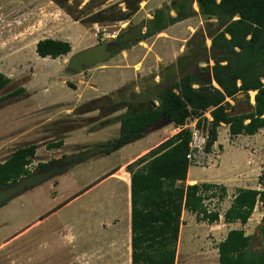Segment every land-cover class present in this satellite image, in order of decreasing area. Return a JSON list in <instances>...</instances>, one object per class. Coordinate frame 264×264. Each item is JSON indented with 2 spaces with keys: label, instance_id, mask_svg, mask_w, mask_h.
I'll use <instances>...</instances> for the list:
<instances>
[{
  "label": "rangeland",
  "instance_id": "obj_1",
  "mask_svg": "<svg viewBox=\"0 0 264 264\" xmlns=\"http://www.w3.org/2000/svg\"><path fill=\"white\" fill-rule=\"evenodd\" d=\"M172 1L143 0L139 9L127 20L90 22L74 20L54 1L37 8L38 0H0V71L12 78L9 85L0 91V162L16 148L29 143L38 145L33 166L80 149L105 144L104 141H96L100 137L107 141L117 136L116 127L90 132L91 127L97 126L107 115L103 117L99 110H95L80 117L77 112L81 105L131 82L135 84V90L140 91L149 86L151 79L159 82L161 75L171 79L173 74L179 77L187 71L198 72V64L187 66L185 59L180 63L178 60L192 52L198 54L196 60L202 58L200 50L203 49V41L206 40L208 47L211 45L210 36L220 23L216 17L204 16L196 1L192 4V16L130 49L115 53L108 61L81 72L67 68L75 53L101 41L115 40L128 26L152 18L158 8L164 3L171 5ZM123 2L108 0L100 9L112 5L117 11L126 10ZM171 12L177 14L174 9ZM44 38L69 41L72 49L55 59L41 57L36 46ZM210 63L214 62L211 60ZM199 65L205 66L206 63ZM20 87H24L25 91L13 94ZM249 94L248 98L246 95L238 97L231 113L252 108L255 93ZM65 118L80 119L85 126L64 132L59 122ZM162 129L168 136L179 130L173 124L158 130ZM224 131L225 127H221L222 135ZM161 135L154 134L152 137L160 138ZM59 137L64 138L65 144L61 148H49L48 144ZM132 148L127 147L114 155L101 150L78 164L79 171L74 176L76 183L73 181L68 194L76 193L91 180H98L126 161L129 158L126 155ZM217 150L220 152L219 148ZM229 150L232 149H228L222 163L230 158ZM262 150L264 152V148ZM222 166L220 169L226 170ZM126 171L123 169V172ZM226 175V172L216 168L193 165L189 177L206 181L223 179ZM51 183L48 181L26 191L0 209V264H133L129 261L126 245L129 228L131 233L127 180L107 176L60 210V203L71 195L48 203ZM259 188L264 190L263 185ZM40 190L43 192L38 193ZM208 204L220 213L226 206L221 205L217 198ZM262 215L263 204L260 202L244 226L248 234L256 233ZM182 219L184 224L181 226L176 264H219V242L230 229L242 227L240 222L226 223L223 216L213 224L199 221L196 214L187 210ZM103 224L117 228L104 229Z\"/></svg>",
  "mask_w": 264,
  "mask_h": 264
},
{
  "label": "trees",
  "instance_id": "obj_2",
  "mask_svg": "<svg viewBox=\"0 0 264 264\" xmlns=\"http://www.w3.org/2000/svg\"><path fill=\"white\" fill-rule=\"evenodd\" d=\"M74 20L90 22L121 21L129 19L143 0H123L124 10L117 11L110 5L100 9L108 0H52ZM198 3L204 16L216 17L220 27L210 36L211 45L203 41L202 58L197 53L184 54L187 66L196 65L197 71H187L171 79L161 75V80L151 79L147 88L135 90L133 82L81 105L77 112L84 114L100 111L107 118L90 132L120 123V132L104 141L107 148L101 152L111 154L122 147L142 139L144 130L156 122L172 118L175 127L185 125L209 111L211 136L207 149L218 139V127L229 125L232 136L255 134L264 128V0H173L171 5L158 8L152 18L130 25L116 36L122 50L144 41L180 20L193 15V2ZM98 8V9H97ZM172 9L176 15L172 14ZM145 28V29H144ZM72 49L66 40L44 38L37 42L36 51L41 57L58 58ZM119 52L118 50L115 53ZM214 63L211 64L210 61ZM200 63H206L200 66ZM12 78L0 71V91ZM24 87L16 89L19 95ZM255 91V103L248 111L231 113L234 107L227 99L238 102L237 95ZM117 96V98H115ZM120 110L121 114L112 115ZM166 113L165 117H162ZM76 114V113H75ZM109 115V117H108ZM80 122V123H79ZM80 119L60 121L64 132L85 126ZM201 124V122H200ZM199 124V125H200ZM191 131L182 128L147 153L129 163L125 170L131 174V261L133 264H176L182 219L185 210L196 214L199 221L215 223L220 220L218 210L208 211L203 191L213 189L206 197L224 200L228 193L224 184L202 182L187 184L189 161L187 153ZM64 138L48 144L61 148ZM38 145L29 143L12 151L0 162V186L16 182L31 171L26 166L37 154ZM52 159L48 162H51ZM47 162H40L37 168ZM115 167L101 178L86 185L75 196L85 192L100 180L117 171ZM264 186V170L259 177ZM262 202V236L264 237V190L240 188L231 206L224 212V221L245 225L257 205ZM4 205V204H3ZM2 205H0L1 207ZM253 236L243 227L232 228L218 244L219 264H264V249L254 250Z\"/></svg>",
  "mask_w": 264,
  "mask_h": 264
},
{
  "label": "crops",
  "instance_id": "obj_3",
  "mask_svg": "<svg viewBox=\"0 0 264 264\" xmlns=\"http://www.w3.org/2000/svg\"><path fill=\"white\" fill-rule=\"evenodd\" d=\"M38 1H39V4L36 5V6H38L37 8L45 6L49 2H52V0H38ZM19 9L20 8H18V10ZM35 10H37V9H34V11ZM13 12H15V9L12 11V14H13ZM16 12H17V10H16ZM21 14L22 13H19V15H21ZM22 17H23V15H22ZM30 30H31V27L28 29V31H30ZM26 33H27V30H26ZM236 103L237 102H235V104ZM254 103H255V98L253 99V102H251V106L254 105ZM113 127H116V129H117L116 135H118L120 132V125L117 123L115 125L112 124V125L105 126L99 130L112 129ZM221 127H225V131H224L223 135L221 134ZM93 132H96V131H93ZM154 134H162V135L160 138L159 137L156 138V137H152V135H154ZM172 135H173V133L169 136L166 135V132H164V129L156 130V131L146 135L142 139H139V140H137L131 144H128V145L122 147L121 149L110 154V155H114L116 153H120V151H123L127 147H131V148L133 147L132 150L128 153V155H126L127 158L128 157L129 158L126 161L119 163L120 165L118 164L116 166V167H119V169L111 174L114 177H118V179L127 180L128 194H129V197H128V199H129V212H130L129 217L130 218H131V174L127 171L123 172V169H125V166L128 164V162H133L134 160H136L140 156L144 155L150 149H152L153 147H156L158 144H160L161 142H163L165 139L169 138ZM99 141H106V140H104V137H100L99 139H97L96 142H99ZM238 141L241 143L237 144ZM151 142H153V143H151ZM213 146L216 149H218V148L220 149L219 155L215 160L211 161L210 164L205 166L204 168L212 167V168H216L220 171L226 172V174H227L226 177L223 179L198 181L196 179H192L189 177L190 176V167H191L190 166L186 183L187 184H194V183H202V182H212V183L226 185L228 195L224 200L219 201V202H221V205L226 204V206L224 208V212H225L231 206L232 201L238 192V189H240V188H257V189H260L259 185H261V184L259 182V177L264 170V159L262 160V157L264 156V152L262 150L264 148V128H261L257 133L252 134V135L251 134H238V135L232 136L230 134L229 125L222 123L218 127V139L214 143ZM228 149H232V150H229V151H231L230 152V158L231 159L226 158L225 162L222 163L224 156L228 153ZM126 156H124V158ZM221 164H223L222 167L225 168L226 170L220 169ZM78 167H79L78 165H75V166L69 168L67 171H65L61 175L57 176L56 178L49 180V181H52V183L49 187V189L52 190V192H51L50 196L48 197V203H50V204L52 202L55 203L58 200L65 198L67 195H71L69 198L65 199L64 201H62L60 203L58 210H60L65 205L69 204L73 199L84 194L85 192H87L88 190H90L91 188H93L94 186L99 184L102 180H104V179H102L101 181H99L98 183H96L95 185H93L92 187L87 189L85 192H83L77 196H75V194L78 191L74 194L73 193L68 194L70 186L73 184L74 176L79 171ZM120 174H121V176H120ZM111 175H109V176H111ZM121 177H123V178H121ZM91 181H90V183H92L95 180H93L92 182ZM74 183H76V181H74ZM35 188H37V187H35ZM35 188H33V189H35ZM33 189H31V190H33ZM41 192H43V191L40 190L38 193H41ZM38 193L33 192V194H35V195H38ZM217 200H218V198H217ZM7 203H6V205H7ZM6 205H4V206L2 205V207H0V209L5 207ZM224 212L220 213L221 216L224 215ZM54 213H56V212H54ZM226 223L231 224L229 222H226ZM233 223H237V222H233ZM103 226H104V229L113 228V227L115 229L117 228V226L109 227V226L104 225V224H103ZM128 234H129V238H127L126 245H127V249L129 250L128 251L129 261H130V263H132L131 262V233H130V228H129ZM67 236H68V234L66 235V237ZM180 237H181V232H180Z\"/></svg>",
  "mask_w": 264,
  "mask_h": 264
},
{
  "label": "water",
  "instance_id": "obj_4",
  "mask_svg": "<svg viewBox=\"0 0 264 264\" xmlns=\"http://www.w3.org/2000/svg\"><path fill=\"white\" fill-rule=\"evenodd\" d=\"M165 5L166 4L164 3L163 6ZM112 47H115L118 51H122V48L118 44L102 41L75 53L70 58L67 68L74 72H81L85 68H90L97 64L106 62L114 56ZM242 95H247V93L242 92L237 95V98ZM165 116L166 113H164L162 117ZM159 123L160 122H156L154 126L144 130V133L148 135L158 129H161L165 125L173 124V120L172 118H168L163 124ZM210 136L211 132L209 137ZM106 148V144L100 143L90 148H85L82 151L64 155L46 163L44 166L37 168L29 174L22 176L16 182L0 186V205L6 204L26 191L56 178L69 168L92 158L93 156L99 154L101 150Z\"/></svg>",
  "mask_w": 264,
  "mask_h": 264
},
{
  "label": "built area",
  "instance_id": "obj_5",
  "mask_svg": "<svg viewBox=\"0 0 264 264\" xmlns=\"http://www.w3.org/2000/svg\"><path fill=\"white\" fill-rule=\"evenodd\" d=\"M227 100L234 104V101L231 98H228ZM212 119L213 118L210 112L207 111L204 116L196 117L185 125L178 126L179 130H181L182 128H189V130L191 131V140L189 142V151L187 153V159L191 166L199 165L205 167L209 165L211 161L215 160L219 155L218 150L214 146H212L210 150L207 149L208 139L210 138V124ZM36 166H33V162H31L26 166V168L30 171H33ZM212 192H214L213 189L202 192V194L205 196L204 202L207 206L208 211L214 210L208 204V202L214 198L206 197L212 194Z\"/></svg>",
  "mask_w": 264,
  "mask_h": 264
},
{
  "label": "flooded vegetation",
  "instance_id": "obj_6",
  "mask_svg": "<svg viewBox=\"0 0 264 264\" xmlns=\"http://www.w3.org/2000/svg\"><path fill=\"white\" fill-rule=\"evenodd\" d=\"M102 42V41H101ZM111 43H114V44H117L116 41H110ZM113 48V51H114V55H115V51L117 50L115 47H112ZM86 69V68H85ZM88 69V68H87ZM234 105H235V101H234ZM65 144V143H64ZM107 145V144H106ZM108 147V146H107ZM83 149H80L79 151H82ZM48 163V162H47ZM37 169V168H36ZM263 216V215H262ZM242 225V224H241ZM262 219H261V223L258 227V230L256 231V233L254 234H248L247 231H246V234L247 235H252L253 236V241H252V245H253V248L254 250H260L262 251L264 249V237L262 236ZM245 225H242V227L245 229ZM237 228H240V227H237ZM246 230V229H245Z\"/></svg>",
  "mask_w": 264,
  "mask_h": 264
},
{
  "label": "bare ground",
  "instance_id": "obj_7",
  "mask_svg": "<svg viewBox=\"0 0 264 264\" xmlns=\"http://www.w3.org/2000/svg\"><path fill=\"white\" fill-rule=\"evenodd\" d=\"M251 93H252V94H254V93H255V91H251Z\"/></svg>",
  "mask_w": 264,
  "mask_h": 264
},
{
  "label": "clouds",
  "instance_id": "obj_8",
  "mask_svg": "<svg viewBox=\"0 0 264 264\" xmlns=\"http://www.w3.org/2000/svg\"><path fill=\"white\" fill-rule=\"evenodd\" d=\"M233 100V99H232ZM234 101V100H233ZM230 102V101H229ZM231 103V102H230ZM232 104V103H231ZM232 105H234V104H232ZM191 166V165H190ZM193 166V165H192Z\"/></svg>",
  "mask_w": 264,
  "mask_h": 264
}]
</instances>
